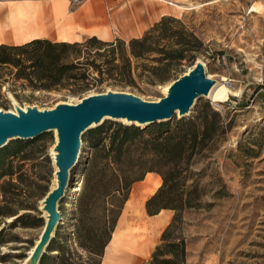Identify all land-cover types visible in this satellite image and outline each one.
I'll return each instance as SVG.
<instances>
[{
  "label": "rangeland",
  "instance_id": "1",
  "mask_svg": "<svg viewBox=\"0 0 264 264\" xmlns=\"http://www.w3.org/2000/svg\"><path fill=\"white\" fill-rule=\"evenodd\" d=\"M172 1L184 7H174L175 14L165 16L180 20L182 26H165L154 35L164 38L172 28L186 43L183 47L186 49L184 58L167 63L163 58L168 49L156 45L153 51L136 61L129 53L131 39H121L124 43L121 47L116 43L105 46L91 42L87 47L75 49L79 50L80 56H88L89 62L95 60V63H101L102 59L113 54L110 49L116 47L114 54L126 49L132 64H139L138 69L134 70L131 78L120 79L116 76H99L93 67L88 66L97 80L89 78L85 84L72 81L49 89L32 87L24 78H17L19 67L1 65L0 110L13 111V100L23 108L30 106L48 110L62 103L75 104L89 94L107 91L132 93L145 101H157L164 96L166 85L190 70L194 63H203L206 76L215 81L214 85H224L230 93L223 102L199 97L190 114L196 106L209 101L221 112L225 123L234 115L235 127L227 132L225 142L208 164L205 178L208 192L203 200L206 206L186 210L182 214L181 234L187 243L186 264H264V0ZM254 6L257 9L251 11ZM14 57L19 58L21 64L28 63L26 56L17 51ZM166 64L169 66L164 67ZM29 71L24 69V72ZM234 106L238 109L232 110ZM37 137L43 139L44 151L38 158L24 162L23 170L27 175L21 176L22 183L30 187L25 202L35 206L36 210H21V213L29 212L30 215L10 230L12 241L1 246V253L6 254V258L0 264H24L44 225L45 214L40 209L43 198H38V186L40 182H46L49 189L53 186L56 167L52 151L56 135L51 131ZM13 141H9L7 146ZM91 152L82 135L79 158L70 170L68 187L72 188L62 199L63 207L60 208L61 202L59 205L63 219L67 221L63 224L62 219L54 230L52 248L64 247V256L77 264H105L106 259L121 264L124 258L118 249L114 258L108 257L111 240L101 258L78 247L75 241L73 224L83 201ZM101 166L97 165L95 174L101 173ZM41 176L44 181L39 179ZM79 188L82 193H79ZM97 198V194L93 193L89 199L96 211L99 207ZM38 213L43 219L40 226L34 217ZM11 220L6 218V224ZM123 220L124 216L118 218L113 232L120 229ZM160 235L161 231L155 236L156 242L147 256L135 255L138 264L148 261L159 243ZM43 254L45 257L41 264H60L57 249L46 248Z\"/></svg>",
  "mask_w": 264,
  "mask_h": 264
},
{
  "label": "trees",
  "instance_id": "2",
  "mask_svg": "<svg viewBox=\"0 0 264 264\" xmlns=\"http://www.w3.org/2000/svg\"><path fill=\"white\" fill-rule=\"evenodd\" d=\"M173 24L181 25L178 19L162 16L141 37L129 41L130 55L137 61L147 52L153 51L156 45H163L168 49L163 58L167 63L184 58L186 49L183 47L186 43L180 40L172 28H169V34L164 38L154 35L165 26L173 27ZM91 42L105 46L116 43L119 47L124 44L119 38L103 41L96 37L72 43L33 39L19 45L0 44V66L19 67L17 78H24L32 87L42 89L72 81L85 84L89 78L97 80L88 66L93 67L99 76H116L120 79L131 78L138 69L139 64H132L126 49L114 54L116 47L110 49L113 54L102 59L101 63L97 64L95 60L89 62L88 56H80L79 50L75 49L87 47ZM15 51L25 55L28 63L21 64L19 58L14 57ZM167 66L169 64L164 67ZM24 69L30 71L24 72ZM236 109L237 106L232 108ZM234 127V115L225 123L221 112L209 101H204L190 115L174 118L173 121L139 126L105 120L84 132L83 137L92 152L83 201L80 202L79 214L73 224L78 247L98 258L103 257L132 185L142 180L146 173L154 172L161 177V183L146 200V212L154 215L162 209H170L174 214L161 232L159 243L148 261L143 264H186L187 243L181 234L182 214L186 210L206 206L203 200L208 192L205 181L208 164L225 142L227 132ZM7 145L0 148V262L6 258V254L1 253V246L12 241L10 230L30 215L29 212L21 213V210H36L35 206L25 202L30 187L22 183L21 176L27 175L26 170H23L24 162L38 158L45 148L40 137L15 139L10 146ZM44 158L50 162L47 156ZM98 164L102 165V171L97 175L94 170ZM196 166L198 169H195ZM39 179L44 181L42 176ZM38 187V198H43L49 186L46 182H40ZM79 193H82L81 189ZM93 193L98 197L97 211L89 201ZM62 202L60 208L63 207ZM39 215L34 217L40 226L43 225V219ZM6 218H12L9 224H6ZM47 249L59 251L60 264H77L64 256V247L52 248V238ZM44 257L43 254L40 264Z\"/></svg>",
  "mask_w": 264,
  "mask_h": 264
},
{
  "label": "water",
  "instance_id": "3",
  "mask_svg": "<svg viewBox=\"0 0 264 264\" xmlns=\"http://www.w3.org/2000/svg\"><path fill=\"white\" fill-rule=\"evenodd\" d=\"M215 81L204 71L201 62L168 84L166 94L157 101H145L132 93L107 91L82 97L75 104L62 103L52 109L14 106V111L0 110V148L15 139L29 140L55 131L52 158L56 167L57 184L41 201V211L47 214L45 223L28 264L39 263L58 223L63 219L60 202L68 187L70 170L80 155L81 136L105 120H125L128 124L148 126L174 117L188 116L196 99L208 98ZM210 99V98H209ZM14 103V102H13Z\"/></svg>",
  "mask_w": 264,
  "mask_h": 264
},
{
  "label": "crops",
  "instance_id": "4",
  "mask_svg": "<svg viewBox=\"0 0 264 264\" xmlns=\"http://www.w3.org/2000/svg\"><path fill=\"white\" fill-rule=\"evenodd\" d=\"M170 1L83 0L70 8L67 0H0V44L19 45L33 39L72 43L89 37L103 41L138 38L162 16L175 14ZM149 179L156 185L147 192ZM160 183L161 177L154 172L135 182L119 218L135 221L140 214L143 221L158 225L155 231L162 232L172 219V210L149 215L145 209L146 200ZM130 199L139 204L127 208Z\"/></svg>",
  "mask_w": 264,
  "mask_h": 264
},
{
  "label": "bare ground",
  "instance_id": "5",
  "mask_svg": "<svg viewBox=\"0 0 264 264\" xmlns=\"http://www.w3.org/2000/svg\"><path fill=\"white\" fill-rule=\"evenodd\" d=\"M169 3L173 5L174 7H177L180 9L184 7L183 5H180L176 3L175 1H170ZM256 9L257 7L254 6L252 7L251 11H255ZM202 65L204 66L203 63ZM167 88H168V85H166L163 89L164 95L166 94ZM229 93L230 91L226 86L216 83L210 89L207 97L210 98L213 102H223L227 99ZM13 102H14L13 103L14 106L17 105V103L14 100ZM11 112H15V111L13 110ZM119 121L122 123H127L125 120H119ZM53 132L55 133V131ZM56 142H57V137H56ZM56 184H57V178L55 176L52 188L55 187ZM148 184L150 187L147 189V192H150L155 187L156 182L149 179ZM138 204L139 203L134 202L132 199H130L127 202V208L131 207L132 205L135 206ZM136 211L138 212L139 210H136ZM44 214H45L44 215L45 216L44 225H45L48 218L45 212ZM128 220L129 219L124 218L122 222L123 225L120 227V229L118 228L117 231L113 232L112 238H111L112 244L110 247L111 253L108 257L114 258L115 251L116 249H118L117 251L120 252L121 256L124 258V262H122L121 264H138L136 259H134L135 255L140 254V255L147 256V254L152 249L153 244L156 242L155 236L157 235L158 230L155 231V229L158 225L155 222L143 221V218H141L140 214L138 218H135V221H128ZM66 221H67L66 219H63L62 223L64 224L66 223ZM44 225L42 226V229ZM33 248L34 246L29 250L24 264H28L27 261L30 257V254H32L34 250ZM105 264H114V263H112L110 259H106Z\"/></svg>",
  "mask_w": 264,
  "mask_h": 264
},
{
  "label": "built area",
  "instance_id": "6",
  "mask_svg": "<svg viewBox=\"0 0 264 264\" xmlns=\"http://www.w3.org/2000/svg\"><path fill=\"white\" fill-rule=\"evenodd\" d=\"M69 7L70 8H74L76 6H78L83 0H67Z\"/></svg>",
  "mask_w": 264,
  "mask_h": 264
}]
</instances>
